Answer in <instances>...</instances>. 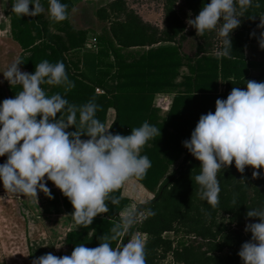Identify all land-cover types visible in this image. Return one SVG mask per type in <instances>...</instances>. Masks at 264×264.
Segmentation results:
<instances>
[{
	"label": "trees",
	"instance_id": "obj_1",
	"mask_svg": "<svg viewBox=\"0 0 264 264\" xmlns=\"http://www.w3.org/2000/svg\"><path fill=\"white\" fill-rule=\"evenodd\" d=\"M62 2L68 5V18L61 22L52 20L47 12L19 17L11 11L12 38L22 51L19 67L33 73L42 60L62 61L75 86L65 93L62 87L45 84L42 87L46 94L61 92L75 105L95 98L101 106L96 115L105 126L109 110L113 111L108 129L113 134L128 135L131 128L144 121L160 127V136L150 140L141 153L148 156L151 167L143 179L133 178L153 194L150 201L136 207L151 208L155 215L142 219L131 230L146 238L147 264H160L169 256L174 264H243L238 252L251 238L245 225L258 222V218L246 217V212L264 204V176L253 177L250 166L243 173L234 163L222 168L218 174L220 202L213 208L199 198L194 176L200 171V162L182 146V141L190 137L200 115L214 112L217 98L225 99L233 87L245 88L249 80L264 81V63L248 61L244 55L248 44H261L264 39V0H254L239 18L240 25L230 34L231 58L220 59L215 55L220 43L218 32H206L202 37L195 29L187 32L185 15L178 9L180 0H164L162 29L142 21L125 0H114L99 9L97 19L105 26L96 38V53L83 52L88 32L70 25L73 0ZM208 2L182 0L189 19H194ZM43 4L47 8V0ZM187 35L196 40L192 58L181 52ZM163 43L175 46L154 48ZM220 83L223 93H219ZM96 89L103 93H96ZM20 90L19 84L10 86L9 97ZM160 94L173 95L165 116L154 106L155 96ZM66 130L76 129L70 126ZM81 139L87 137L82 135ZM58 191L63 211L73 218L76 227L66 235V255L79 243L88 248L98 246L101 237L119 222L120 213L131 207L121 187L112 194L119 203L106 202L109 211L98 214L85 227L76 223L71 203ZM167 233L182 234L194 242L185 246L180 241L175 248L171 240L164 238ZM130 234L112 241V246L126 243Z\"/></svg>",
	"mask_w": 264,
	"mask_h": 264
},
{
	"label": "clouds",
	"instance_id": "obj_2",
	"mask_svg": "<svg viewBox=\"0 0 264 264\" xmlns=\"http://www.w3.org/2000/svg\"><path fill=\"white\" fill-rule=\"evenodd\" d=\"M8 3L0 0V16ZM253 3L209 0L187 23L200 37L217 31L220 43L216 57L231 58L230 34ZM11 11L19 17L47 12L56 22L68 18V5L62 0H47V8L42 0H12ZM22 63L17 56L0 72L10 85L21 86L13 98L0 101V156H6L0 163V184L8 193L37 202L38 191L53 198L46 184V180L51 181L71 203L76 223L88 227L94 217L109 211L106 202L119 203L113 193L129 180L143 179L147 174L151 161L141 153L150 140L160 136V127L144 121L128 135L113 134L108 131L111 126L106 127L97 117L101 106L95 98L75 105L61 92L46 94L45 84L62 87L65 93L75 86L62 61L42 60L33 73L21 71ZM214 109L200 115L190 137L182 141L200 162V171L194 176L199 198L213 208L220 202L218 174L222 168L234 163L243 173L250 166L253 177L264 176V81L249 80L243 89L233 87L225 99L215 100ZM70 126L76 130L67 131ZM82 135L87 139H81ZM153 215L151 208L126 207L98 246L88 248L79 243L69 255L46 253L33 264H147L146 238L131 230ZM246 217L258 218V222L245 225L251 238L241 245L238 255L243 264H264V204L250 208ZM129 234L126 243L112 246V241Z\"/></svg>",
	"mask_w": 264,
	"mask_h": 264
},
{
	"label": "rangeland",
	"instance_id": "obj_3",
	"mask_svg": "<svg viewBox=\"0 0 264 264\" xmlns=\"http://www.w3.org/2000/svg\"><path fill=\"white\" fill-rule=\"evenodd\" d=\"M44 1L45 0H42V3H44ZM100 1H105V5H107V1L110 0ZM100 1L97 0V2H94L92 7L84 3L81 5L79 4L80 2L78 3L79 7L76 5L73 6L74 9L69 13L70 25L76 30H82L83 28L91 30L93 33L92 37L100 35L102 33V26H105V24L95 21L91 15L89 16L91 19H88L81 17L79 14L81 8L88 7L94 10L95 5L100 4ZM11 2L12 0H9V3L5 5L2 16H0V72H3L22 52L17 43L14 42L11 34ZM127 2L138 5V8L141 10L151 11L160 9L163 4V2L159 0H127L126 3ZM44 14H46V12ZM191 37L193 36L191 35ZM217 38L219 39V37ZM195 44L196 40L193 37V39L188 40L183 45L181 52L187 57L192 58L196 53ZM192 62H194V59H191V63ZM183 72H186L185 68ZM10 86L12 85H10L3 77V74L0 73V101L5 98H10L8 91ZM108 118L110 120L114 118L112 110H109ZM5 160L6 156H0V163H3ZM177 165L178 163L172 166L170 170H174ZM130 182L133 183V181H128L123 185L122 196L130 200L131 206L146 203L153 198V194L142 189L138 182L139 186L134 182L133 185H135V187L132 186ZM46 184L51 190L53 198L49 199L44 193L38 191L37 202L29 196L8 193L3 188L2 184H0V264H24L25 262L33 264L37 257L50 253L47 249L48 246L49 249L52 247L53 250L56 246L59 247V245H62V242L63 246H65V241H62L61 238H64V234L66 233V228L68 226L66 222L67 217L63 213L64 211L60 201L57 200V195L59 194L58 188H56L51 181L46 180ZM48 202H50L51 208L48 207ZM26 216H28V218L24 219ZM32 218H34L35 222L27 223V220H31ZM27 224L28 226L31 225L30 230L32 228L38 231H40V229L43 230L40 231L41 233L43 232V235L36 232L39 237L35 236L33 239L29 238L28 234L31 231H29V229L26 231ZM164 238L171 240L175 248H177L180 241L183 242L185 246L194 242L193 239L185 237L182 234L175 235L167 233L164 235ZM32 241L35 243H32ZM31 244H33L32 247ZM32 250L35 251V254H33ZM58 252H60V249L57 253ZM160 264L174 263L169 256L164 261L160 262Z\"/></svg>",
	"mask_w": 264,
	"mask_h": 264
},
{
	"label": "crops",
	"instance_id": "obj_4",
	"mask_svg": "<svg viewBox=\"0 0 264 264\" xmlns=\"http://www.w3.org/2000/svg\"><path fill=\"white\" fill-rule=\"evenodd\" d=\"M100 1V0H99ZM114 0H110V1H107V3H111L113 2ZM127 1V0H126ZM160 2H163V4L161 5V8L158 9V10H141L138 8V5H135V4H130V3H126L127 7L131 10H133L141 19L142 21L146 22V23H149L151 25H154L156 27H158L159 29H162L163 28V7H164V0H159ZM80 2V3H79ZM94 2H97V0H73V5L75 6H78L79 7V4H86V5H93ZM79 3V4H78ZM78 4V5H77ZM105 5V1H100V4H96L95 5V8L94 10L93 9H89L88 7H85V8H81V10H79V14L81 17H85V18H88V19H91V17H89L90 15L92 16V18H94L95 21L99 22V23H102L100 22L98 19H97V11L101 8H103ZM141 8V7H140ZM74 9V7H73ZM147 9V8H146ZM178 9L181 10V13H183L185 16H184V21H185V24L187 26V32H190L191 30H193L194 28L193 27H190L188 24H187V21L189 20V17H188V13L189 11L186 9V7L183 5L182 3V0H180L179 4H178ZM104 24V23H102ZM104 28V26H102V29ZM82 29V28H81ZM82 30L84 31H87L88 34H87V40H86V44H85V48L83 49V52H90V53H96L97 52V45L94 46V44L92 43V40L95 38H97V36L95 37H92L93 33L91 32V30H88L87 28H83ZM262 30L264 31V26L262 28ZM217 32V31H216ZM190 39H193V37H191V35H187L185 41L183 42L182 44V49H183V45ZM218 39V38H217ZM175 45L174 44H169V43H163V44H159L157 46H154V48H159V47H174ZM135 51H138L139 49H134ZM147 50V49H146ZM245 58L248 60V61H252V62H257V63H264V47H261V44H256V43H250L247 45L246 49H245ZM24 71V70H23ZM26 72V71H24ZM223 84L220 83V87H219V93H223ZM159 99H164L166 101V104L163 105L161 108H158L155 106V102H157V100ZM172 99H173V95H169V94H165V95H156L155 96V99H154V106L156 109L159 110V112L161 113L160 115L162 116H165L169 110H170V107H171V104H172ZM112 120H110L108 118L107 120V124L108 126L111 124ZM129 181H133V183H131L132 186L135 187L134 182L139 186V184L137 183V181L135 179H131ZM125 185V184H124ZM140 187L142 189H144V187H142L140 185ZM125 188V186H124ZM145 190V189H144ZM122 192H123V186H122ZM148 193V192H147ZM57 200L60 201V198H59V194L57 195ZM61 203V201H60ZM50 202H48V207L51 208L50 206ZM64 213V212H63ZM67 217L66 219V222L68 224L67 228H66V233L64 234V238H61L62 241L66 239V235L71 232V231H74L76 230V227H75V224H74V220L72 217L68 216L66 213H64ZM25 218H28V216L24 217ZM28 222H32L34 223V218H32L31 220H27V223ZM31 226V225H30ZM30 226H28V224L26 225V231H31L29 232V238L33 239L35 238V236H38L36 234V232H39L40 235H43V232L41 233L40 231H43L40 229V231L38 230H35V229H31L30 230ZM39 237V236H38ZM34 241H32L33 243ZM35 243V242H34ZM33 246V244H31V247ZM51 246V245H50ZM60 247L57 248L55 247V249L53 250L52 247H50L49 249V246H48V251L50 253H52L53 255L57 256V257H60V256H64L66 255V253H68L69 251V247L65 244V246H63V242H62V245H59ZM60 249V252L57 253V251ZM33 251V250H32ZM67 251V252H66ZM33 254H35V251H33ZM28 262H25L24 264H27ZM30 264V263H28Z\"/></svg>",
	"mask_w": 264,
	"mask_h": 264
},
{
	"label": "built area",
	"instance_id": "obj_5",
	"mask_svg": "<svg viewBox=\"0 0 264 264\" xmlns=\"http://www.w3.org/2000/svg\"><path fill=\"white\" fill-rule=\"evenodd\" d=\"M92 43L94 44V46H96L97 45V40L94 38L92 40ZM96 93L102 94L103 91H101L99 89H96ZM165 104H166V101L164 99H159V100H157V102H155V106L158 107V108H161Z\"/></svg>",
	"mask_w": 264,
	"mask_h": 264
}]
</instances>
